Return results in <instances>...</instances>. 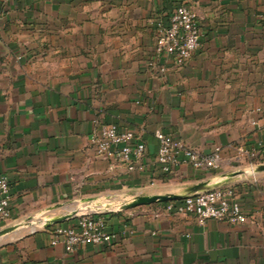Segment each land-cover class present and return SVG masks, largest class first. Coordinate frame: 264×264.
I'll use <instances>...</instances> for the list:
<instances>
[{"label":"crops","instance_id":"crops-1","mask_svg":"<svg viewBox=\"0 0 264 264\" xmlns=\"http://www.w3.org/2000/svg\"><path fill=\"white\" fill-rule=\"evenodd\" d=\"M174 1L195 9L202 33L182 65L155 56L153 22ZM64 5L97 53L72 74H37L24 29ZM96 120L141 132L142 168L96 152ZM156 129L201 153L220 145V166L163 174ZM239 147L249 152L242 159ZM263 166L264 0H0V174L10 183L12 232L22 230L0 242V264H264ZM200 182L232 185L246 221L201 224L156 201L105 209L112 242L73 253L50 242L56 223L46 222L82 201L183 193Z\"/></svg>","mask_w":264,"mask_h":264},{"label":"built area","instance_id":"built-area-1","mask_svg":"<svg viewBox=\"0 0 264 264\" xmlns=\"http://www.w3.org/2000/svg\"><path fill=\"white\" fill-rule=\"evenodd\" d=\"M153 33L156 58L175 65H182L191 57L200 44L202 34L193 7L185 3L176 4L166 16L156 19L153 22ZM95 123L96 128L90 133V142L99 155L117 160L127 170L143 167L146 144L140 131L120 128L114 122L96 120ZM153 136L157 142L154 162L163 173L171 174L179 165L208 170L216 169L221 164L220 145H214L209 153H201L183 143L172 132L156 129ZM246 154L249 152L239 147L236 157L242 159ZM11 201L9 179L0 174V224L12 218ZM165 208L177 214H192L201 224L208 219L229 223H242L247 219L232 185L167 201ZM78 210L69 218V223L52 225L51 244L62 243L67 253H73L79 247L104 244L117 238V232L109 228L107 210L89 206Z\"/></svg>","mask_w":264,"mask_h":264},{"label":"rangeland","instance_id":"rangeland-1","mask_svg":"<svg viewBox=\"0 0 264 264\" xmlns=\"http://www.w3.org/2000/svg\"><path fill=\"white\" fill-rule=\"evenodd\" d=\"M81 28L78 24L72 25L71 23H67V9L65 5L59 11L53 13L46 12L39 15L32 25L25 27V32L31 35L28 39V44L31 42V46H29V58L35 72L37 74L52 76L72 74L70 70L74 71L75 65L81 66L83 58H94V53H97L98 41L90 40L86 41L87 43L85 44L81 37L77 36V31L82 30ZM19 33L22 34V28H20ZM68 33L69 35H67ZM72 35H75L74 41ZM128 195L122 194L120 199L116 197H104L96 200L82 201L81 207L84 208V205L86 207L116 209L123 203L131 201L134 197L132 194ZM14 223H16V220L10 219L4 224H0V230L12 226ZM15 234H22V230L7 233L0 238V242L12 238Z\"/></svg>","mask_w":264,"mask_h":264},{"label":"water","instance_id":"water-1","mask_svg":"<svg viewBox=\"0 0 264 264\" xmlns=\"http://www.w3.org/2000/svg\"><path fill=\"white\" fill-rule=\"evenodd\" d=\"M264 167V166H263ZM222 186L221 183H206L200 182L197 184L192 185L191 187L187 188L183 193H167V194H153V195H135L131 201L123 203L117 210L119 209H126L129 207H134L137 205L148 204L156 201H170V200H177L182 199L184 197L196 194L197 192L210 190L215 187ZM76 211H72L71 213L65 214L61 217L52 218L50 221L46 222L47 225L53 223H61L66 219L74 216ZM15 228L14 225L6 227L0 230V236L7 234L8 232L12 231Z\"/></svg>","mask_w":264,"mask_h":264},{"label":"trees","instance_id":"trees-1","mask_svg":"<svg viewBox=\"0 0 264 264\" xmlns=\"http://www.w3.org/2000/svg\"><path fill=\"white\" fill-rule=\"evenodd\" d=\"M179 3H185V2H182V1H174L173 2V4L171 5V7L169 8V10H167L166 11V13H165V15L164 16H166V14H168L169 13V11L176 5V4H179ZM185 4H187V3H185ZM189 5V4H188ZM191 6V5H190ZM163 16V17H164ZM162 18V17H161ZM158 19V18H157ZM200 24V23H199ZM163 173V172H162ZM163 174H166V173H163ZM166 179V178H165Z\"/></svg>","mask_w":264,"mask_h":264},{"label":"bare ground","instance_id":"bare-ground-1","mask_svg":"<svg viewBox=\"0 0 264 264\" xmlns=\"http://www.w3.org/2000/svg\"><path fill=\"white\" fill-rule=\"evenodd\" d=\"M73 207L72 206H70V207H68V209H72ZM76 209H79V208H76ZM73 210V209H72Z\"/></svg>","mask_w":264,"mask_h":264}]
</instances>
